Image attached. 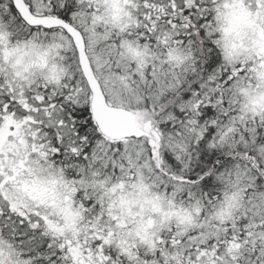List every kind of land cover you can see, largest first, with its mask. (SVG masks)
Returning <instances> with one entry per match:
<instances>
[{"label":"snow or ice","instance_id":"6c2138e0","mask_svg":"<svg viewBox=\"0 0 264 264\" xmlns=\"http://www.w3.org/2000/svg\"><path fill=\"white\" fill-rule=\"evenodd\" d=\"M0 264H264V0H0Z\"/></svg>","mask_w":264,"mask_h":264}]
</instances>
